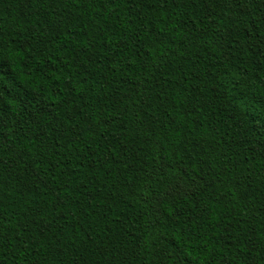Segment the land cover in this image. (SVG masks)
<instances>
[{
    "label": "trees",
    "instance_id": "obj_1",
    "mask_svg": "<svg viewBox=\"0 0 264 264\" xmlns=\"http://www.w3.org/2000/svg\"><path fill=\"white\" fill-rule=\"evenodd\" d=\"M0 264H264V0H0Z\"/></svg>",
    "mask_w": 264,
    "mask_h": 264
}]
</instances>
